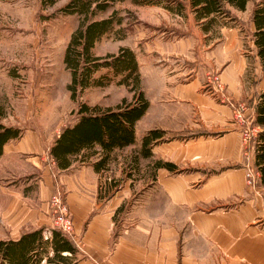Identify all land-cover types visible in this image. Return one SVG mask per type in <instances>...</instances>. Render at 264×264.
Instances as JSON below:
<instances>
[{
	"label": "rangeland",
	"instance_id": "rangeland-1",
	"mask_svg": "<svg viewBox=\"0 0 264 264\" xmlns=\"http://www.w3.org/2000/svg\"><path fill=\"white\" fill-rule=\"evenodd\" d=\"M67 1L59 0L43 9L38 0H0V119L23 130L22 136L12 142L14 147L30 145L25 152H9L0 159V208H6L18 196L29 207L38 209V215L0 212V239L17 237L34 227H54L51 196L58 190L67 203L70 184H77L85 171L86 164L78 157L74 168L58 171L52 167L47 175L46 161L37 163L36 158L48 156V148L61 129L76 119L73 112L78 102L71 97L72 71L64 55L82 19L62 13L52 16ZM252 9L251 3L246 11L233 10L236 19L227 24L221 21L209 34L201 31L192 14L185 18L162 6L140 5L131 0L116 2L97 15L108 17L118 11L123 21L96 44L95 55L117 53L121 47L134 49L141 74L140 89L150 102L147 113L136 123V142L110 154L97 175V187L88 185L86 171L87 185L81 182L76 186L79 191H84L83 185L88 191L97 190L103 206L115 195L123 197L113 215L110 253L115 240L144 218L147 208L164 206L168 180L174 183L173 190L204 191L211 180L215 182L211 191H225L230 179L237 185L241 177L247 194L244 198L248 196L256 207L262 203L264 206L263 184L259 178L249 183L247 176L253 168V153L248 149L249 139H245L249 126H245L240 112H251L249 103L264 85L253 42ZM102 73L106 70L96 76ZM121 78L85 89L79 100L104 108H117L124 100L132 102L136 91L119 83ZM162 127L171 133L155 145L159 152L143 157V136L152 128ZM202 127L211 133L198 138L187 131ZM227 130L236 134L233 148L221 141ZM163 143L166 145L161 147ZM162 148H166L165 152ZM101 156L98 152L93 161ZM168 160L179 162L176 170L157 167L158 161ZM46 181H52L54 187ZM258 192H263V197ZM240 201L241 197L236 196L215 198L197 207L205 211L228 209L241 205ZM89 260V264H102L92 257Z\"/></svg>",
	"mask_w": 264,
	"mask_h": 264
},
{
	"label": "trees",
	"instance_id": "trees-1",
	"mask_svg": "<svg viewBox=\"0 0 264 264\" xmlns=\"http://www.w3.org/2000/svg\"><path fill=\"white\" fill-rule=\"evenodd\" d=\"M38 1L46 9L59 0ZM119 1L124 0H68L52 14L78 15L82 19L64 55L66 66L72 71L69 90L72 99L78 102V108L73 112L76 119L61 129L49 148V157L55 162L56 169H68L80 157L82 163H93L96 171L101 172L113 151L136 142V123L149 109L150 102L140 89L141 74L134 49L121 47L117 53L105 56L94 53L96 44L123 21L118 11L108 17L97 18V15L108 11ZM131 1L140 5H159L185 18L192 14L206 34L211 33L221 21L227 24V21L235 20L233 10L246 11L252 3L251 15L255 25L253 42L264 73V0ZM102 70H106V73L96 76ZM117 76H122L119 83L131 86L136 91L132 102L124 100L117 108H104L79 100L80 93L85 89L105 86ZM249 105L252 109L249 114L245 109H239L242 110L245 126L259 128L250 139L248 149L254 155L253 168L260 173L259 179L264 186V91L258 92ZM22 133L20 127L7 125L0 119V156L6 143L21 137ZM166 134L161 128L147 131L142 139L141 155L151 157L153 147L165 141ZM98 152H101V158L93 161V156ZM156 165L170 171L177 169L176 164L168 161H158ZM86 257L75 239L55 226L31 228L21 232L17 238L0 239V264H84Z\"/></svg>",
	"mask_w": 264,
	"mask_h": 264
},
{
	"label": "crops",
	"instance_id": "crops-1",
	"mask_svg": "<svg viewBox=\"0 0 264 264\" xmlns=\"http://www.w3.org/2000/svg\"><path fill=\"white\" fill-rule=\"evenodd\" d=\"M251 25L255 31L253 21ZM261 91H264V85ZM161 129L167 134L171 133V130L163 127ZM187 131H192L198 138L211 133L204 127ZM235 140L236 134L232 130H227L225 136L221 137L222 142H228L231 145L230 148H233L232 142ZM13 141L15 139L6 143L0 159L9 152L16 154L25 152V149L27 150L30 146H28L29 143H21L14 147ZM163 145L166 143L161 144V147ZM32 146H36L35 142ZM157 149L158 145L153 148V152L158 153ZM165 149L162 148V151L165 152ZM163 156L165 157L166 153ZM251 157L254 161V155L251 154ZM36 158L37 163L46 161L44 169L47 175L48 170L55 168V162L49 157V151L48 156L44 155L42 158L36 156ZM168 162L179 163L176 160H168ZM74 164L68 169L57 168V170L72 169ZM83 164H86L83 168L89 175L88 185L97 187L99 172L96 171L93 163ZM162 169L166 170V168ZM85 171L82 172L83 177L77 183L78 186L81 182L87 185V179L84 178ZM46 182L48 186L54 187L52 181L51 184ZM234 183L235 181L230 179L225 191H211L215 182L210 180L205 186L207 190L194 192L173 190L174 183L168 180L165 185L166 190L163 192L167 199L164 206L147 208L144 218H140L115 240L113 251L110 253L109 240L115 227L113 215L120 206L119 200L123 197L118 199L115 195L113 201L103 206L99 202L97 190L88 191L83 185L81 188L84 191H79L76 188L77 184L73 181L66 201L74 216V239L88 256L84 264L91 262L90 257L102 264H264L263 203L256 207L248 196L244 198L247 194L241 177H238L237 185ZM262 193L257 194L263 197ZM234 196L241 197V205L228 209L216 208L211 211L198 208L202 202L207 203L215 198L227 199ZM26 211L31 215L38 213V209L29 207L18 196L13 197L6 208H0V212L17 216Z\"/></svg>",
	"mask_w": 264,
	"mask_h": 264
},
{
	"label": "built area",
	"instance_id": "built-area-1",
	"mask_svg": "<svg viewBox=\"0 0 264 264\" xmlns=\"http://www.w3.org/2000/svg\"><path fill=\"white\" fill-rule=\"evenodd\" d=\"M241 114H242V112H241ZM241 114H240V116H241ZM248 129H249V131L246 133L245 139H249V141H250L252 136H255L257 133L256 131H258V130H256L257 128L251 129L250 127ZM247 176L249 177V183H252V181L255 182V180L260 177V173L258 171H255L254 168H251V171L247 173ZM50 206L52 209V215L54 218L55 227L63 230L64 232L69 234L72 238H74V236H75L74 218L72 217L70 207L68 206V204L66 202H64L63 196L60 193V191L57 190L51 196Z\"/></svg>",
	"mask_w": 264,
	"mask_h": 264
}]
</instances>
